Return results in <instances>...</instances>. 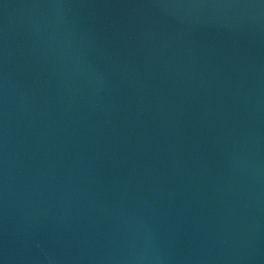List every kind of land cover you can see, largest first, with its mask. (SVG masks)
<instances>
[{"label": "water", "instance_id": "95a60500", "mask_svg": "<svg viewBox=\"0 0 264 264\" xmlns=\"http://www.w3.org/2000/svg\"><path fill=\"white\" fill-rule=\"evenodd\" d=\"M0 264H264V0H0Z\"/></svg>", "mask_w": 264, "mask_h": 264}]
</instances>
